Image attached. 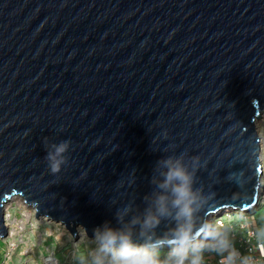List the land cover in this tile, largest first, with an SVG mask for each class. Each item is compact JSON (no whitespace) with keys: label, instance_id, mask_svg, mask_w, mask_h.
I'll return each instance as SVG.
<instances>
[{"label":"water","instance_id":"obj_1","mask_svg":"<svg viewBox=\"0 0 264 264\" xmlns=\"http://www.w3.org/2000/svg\"><path fill=\"white\" fill-rule=\"evenodd\" d=\"M262 115L264 0H0V241L11 199L73 238L142 217L158 162L181 155L200 237L262 197Z\"/></svg>","mask_w":264,"mask_h":264},{"label":"clouds","instance_id":"obj_2","mask_svg":"<svg viewBox=\"0 0 264 264\" xmlns=\"http://www.w3.org/2000/svg\"><path fill=\"white\" fill-rule=\"evenodd\" d=\"M53 147L54 152H49L46 159L51 174L57 175L67 163L64 153L69 142ZM158 164L160 179L153 181L157 191L145 198L148 206L143 216H133L126 223L131 208L125 207L116 215L119 227L105 223L93 230L94 239L86 237L96 244L90 264H205V252L215 253L220 258L218 264H252L235 249L226 229L201 225V236H195V220L205 197L200 188L194 187L196 173L184 163L183 156L168 157ZM163 220L172 221L175 227L157 237L155 230ZM137 228L138 239H134ZM164 248L169 251L163 253Z\"/></svg>","mask_w":264,"mask_h":264},{"label":"built area","instance_id":"obj_3","mask_svg":"<svg viewBox=\"0 0 264 264\" xmlns=\"http://www.w3.org/2000/svg\"><path fill=\"white\" fill-rule=\"evenodd\" d=\"M263 180L264 168L262 167V177L259 180L261 187L258 190L262 197L256 200L249 209H245L248 211L256 206L252 212L249 214H245L247 213L245 210L240 211L239 214L235 212L225 221L220 222L218 218L206 225L213 229H226L235 249L242 258H248L252 264H264V233L257 220L254 219L258 212L264 211ZM17 203L13 207L9 206L7 210L3 209V223L7 234L6 238L0 241V264H90L93 250L96 247L94 240H92L94 244L92 251L84 255L77 254L76 244L73 248L66 242L58 244L63 237H68L67 235L70 234L65 226L45 218L40 221L39 218L43 217L36 219V212L33 208ZM77 230H75L76 236ZM70 240L69 238V242ZM85 240L81 242L84 243ZM80 241L75 243L80 246L82 244ZM168 251L162 252L167 253ZM204 255L205 264H218L220 258L215 253L205 252Z\"/></svg>","mask_w":264,"mask_h":264},{"label":"bare ground","instance_id":"obj_4","mask_svg":"<svg viewBox=\"0 0 264 264\" xmlns=\"http://www.w3.org/2000/svg\"><path fill=\"white\" fill-rule=\"evenodd\" d=\"M254 127H255V132H256V134H257V136L258 137H261L262 135H263V133H264V115H262L261 117H260V119L258 120V121H256L255 122V124H254ZM259 147H260V158H259V161H260V164H262V163H264V139L263 140H260V144H259ZM263 167V166H262ZM264 181V180H263ZM17 202H19L20 204H24L22 201H20V200H18V199H11L4 207H3V209L4 210H7L8 208H9V206L10 207H13L15 204L17 205L18 203ZM256 208V206L254 207V208H252L251 210H248V211H246L245 210V212H247V213H245V214H249L250 212H252L254 209ZM4 210H3V213H4ZM235 212H237L238 214H239V212H240V210H236ZM235 212H233V211H226L225 213H223V214H225L224 216H221V217H219V221L220 222H222V221H225L226 219H229V217L230 216H233L234 215V213ZM242 212V211H241ZM8 214V213H7ZM39 220L40 221H43L44 220V218H39ZM218 225H220V224H218ZM55 227H57V225H55ZM61 227V226H60ZM64 227V226H63ZM63 233V232H62ZM70 233V232H69ZM69 237H70V239L72 240V235L71 234H69ZM78 237L79 238H81L82 240L83 239H86V237H87V235L85 236V234L81 231L80 232V234L78 235ZM91 239V238H90ZM81 240V241H82ZM78 241V239L76 240V241H74V242H77ZM80 241V242H81ZM169 249L168 248H164V249H162V251H168Z\"/></svg>","mask_w":264,"mask_h":264},{"label":"rangeland","instance_id":"obj_5","mask_svg":"<svg viewBox=\"0 0 264 264\" xmlns=\"http://www.w3.org/2000/svg\"><path fill=\"white\" fill-rule=\"evenodd\" d=\"M260 138V140H263L264 139V133H263V135L261 136V137H259ZM261 166H263V168H264V163H262L261 164ZM254 219L255 220H257V223H258V225L260 226V228L261 229H264V211H262V212H258L257 213V215L254 217ZM80 230L78 231L77 230V236H76V234H75V236H74V238H72V241L70 240V242H69V234L67 235L68 237H63V242H62V240H60L59 242H58V244H64L65 242L66 243H68L72 248L74 247V244H76V249H77V251H76V253L77 254H86V253H88V252H90V251H92L93 249H94V244H93V242L89 239H86L85 240V242L84 243H82L80 246H78V243H75L74 241H76L77 239H78V241H80V239L81 238H79L78 237V235L80 234ZM264 233V232H263ZM61 234V233H60ZM77 241V242H78ZM88 241V242H87ZM68 247V246H67ZM82 260V259H81Z\"/></svg>","mask_w":264,"mask_h":264}]
</instances>
